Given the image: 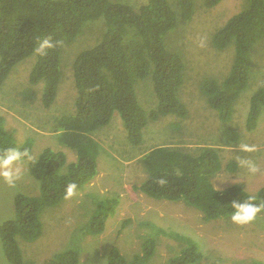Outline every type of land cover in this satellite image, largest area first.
Here are the masks:
<instances>
[{
  "label": "trees",
  "instance_id": "1",
  "mask_svg": "<svg viewBox=\"0 0 264 264\" xmlns=\"http://www.w3.org/2000/svg\"><path fill=\"white\" fill-rule=\"evenodd\" d=\"M220 1L203 0V6L212 8ZM245 2L244 8L229 17L211 36V46L217 50L233 46L227 75L220 82L205 77L199 84L208 107L222 123L232 119L234 103L249 80L251 51L264 38V0ZM193 13V0H146L140 5L129 0H0V84L20 62L35 54L28 85L21 88L19 95L25 101L34 99V87L42 83L40 101L45 108L53 103L57 93L61 52L83 34L87 22L103 23L96 42L74 55L71 65L76 87L75 109L56 122L58 140L76 152V160L67 163L63 152L45 148L29 161L28 168L38 180L39 193L36 196L16 194L14 217L0 224L2 248L10 264H24L18 238L31 241L40 234V210L66 197L69 183H75L78 189L95 176L99 149L91 132L107 125L114 112L119 113L127 140L134 145L141 143L148 121L168 114L187 118L188 107L178 94L184 64L178 53L168 49L165 36L177 25L178 19L187 22ZM45 41L48 44L41 50ZM62 64H66L63 59ZM146 78L152 81L156 97L155 107L148 112L136 94L138 82ZM263 109L264 83L250 96L245 119L247 130L256 127ZM173 127L179 129V122L173 123ZM224 135L229 140H237L234 129L228 128ZM5 148L29 154L27 142L18 144L0 126V150ZM141 158L146 177L133 188L155 199L182 200L197 208L203 220L232 215L233 202L248 201L250 197H254L251 203L264 204V186L253 194L238 184L223 189L214 187L211 178L221 166L219 152L214 147L203 146L198 152H191L173 145H158ZM228 168L234 171L235 162H230ZM113 208L112 203L97 204L84 225V232H102ZM260 212L264 213V208ZM152 251L153 240L148 239L142 245V253L127 261L113 247L108 264L143 262ZM199 257L189 245L167 264L193 263ZM78 258L75 249H67L43 264H77Z\"/></svg>",
  "mask_w": 264,
  "mask_h": 264
},
{
  "label": "rangeland",
  "instance_id": "2",
  "mask_svg": "<svg viewBox=\"0 0 264 264\" xmlns=\"http://www.w3.org/2000/svg\"><path fill=\"white\" fill-rule=\"evenodd\" d=\"M129 1L140 5L146 0ZM193 1L192 18L187 22L178 19L177 25L165 36L168 49L178 53L184 64L183 83L178 94L188 107L187 118L168 114L148 121L138 145L127 140L118 112L113 113L107 125L92 131L99 149L95 176L76 189L71 197H64L57 204L40 210V234L31 241L18 238L24 264H43L67 249L77 251V264H108L109 251L113 247L125 260L131 261L142 253V245L148 239L153 240L152 254L135 264H167L189 245L200 257L188 264H264V213L259 211L253 220L244 224L233 222L231 215L203 220L197 208L182 200L155 199L133 188L146 177L140 158L158 145H173L191 152H198L203 146L216 148L221 166L211 181L217 189L238 184L253 194L264 186V109L254 130L248 131L245 127L250 96L264 83V38L257 41L251 51L249 80L234 103L231 121L220 122L216 112L208 107L199 84L205 77L220 82L227 75L233 46L217 50L211 46V36L229 17L243 9L246 2L221 0L214 7L205 8L203 0ZM84 28L83 34L61 52L57 93L48 108L40 101L42 83L34 87V99L25 101L19 95L21 88L28 85L35 54L14 66L0 84V126L18 144L25 141L29 146L28 156L14 165L20 169L15 183L9 185L0 176V224L14 217L16 194L38 195V180L30 173L28 163L43 149L63 152L67 163L76 160V152L58 140L56 122L75 109L76 87L71 65L74 55L96 42L103 23L87 22ZM62 59L66 64H62ZM138 83V101L148 112L156 105L152 81L146 78ZM176 122H179V129L173 127ZM228 128L237 132L236 141L224 135ZM243 145L252 150L245 151ZM242 161H250L257 171L250 172ZM230 162H235L234 171L228 168ZM99 203H112L114 212L109 213L102 232L87 234L84 225ZM0 264H10L1 238Z\"/></svg>",
  "mask_w": 264,
  "mask_h": 264
},
{
  "label": "clouds",
  "instance_id": "3",
  "mask_svg": "<svg viewBox=\"0 0 264 264\" xmlns=\"http://www.w3.org/2000/svg\"><path fill=\"white\" fill-rule=\"evenodd\" d=\"M47 44L48 42L45 41L41 45V50ZM252 130H248V131H252ZM242 147L245 151L252 150L247 145H243ZM26 155L27 152L22 153L16 148H5L3 150H0V176H2L9 185H13L15 183V180L18 179L20 175V169L18 167H14V165L17 164L21 160V158ZM242 163L248 167L250 172L254 173L257 171L256 166L252 164L250 161H242ZM76 187L77 186L75 183H69L66 186L65 189L66 198L71 197L75 193ZM253 199L254 197H250L248 201L233 202L232 204L233 211L231 215V219L233 222L240 224L248 223L254 219V217L261 210V208H264V204L257 205L251 203L250 201Z\"/></svg>",
  "mask_w": 264,
  "mask_h": 264
}]
</instances>
